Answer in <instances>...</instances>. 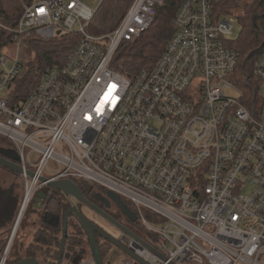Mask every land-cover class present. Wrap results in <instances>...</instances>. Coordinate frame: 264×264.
I'll list each match as a JSON object with an SVG mask.
<instances>
[{
    "label": "built area",
    "instance_id": "2783aa9c",
    "mask_svg": "<svg viewBox=\"0 0 264 264\" xmlns=\"http://www.w3.org/2000/svg\"><path fill=\"white\" fill-rule=\"evenodd\" d=\"M222 1L185 0L159 61L128 80L112 67L116 54L150 29L165 0H133L101 35L88 32L97 11L83 0H19L15 26L0 23L11 35L1 50L16 44L25 58L33 38L78 36L64 66L45 69L16 108L7 93L23 62L0 53V137L25 179L19 221L47 187L40 178L82 181L134 208L148 236L135 234L155 252L122 232L117 240L143 264H264V52L240 80L226 43L236 20L216 14ZM83 240L89 254L78 264H96L84 231ZM79 248H65L62 264ZM114 253L108 264H140Z\"/></svg>",
    "mask_w": 264,
    "mask_h": 264
},
{
    "label": "trees",
    "instance_id": "16d2710c",
    "mask_svg": "<svg viewBox=\"0 0 264 264\" xmlns=\"http://www.w3.org/2000/svg\"><path fill=\"white\" fill-rule=\"evenodd\" d=\"M110 1L113 3V7L98 16L96 14L93 23L89 26V33L101 35L111 32L116 28L133 2V0ZM184 1L165 0L164 4L157 8L150 29L133 43L121 45L113 61V69L121 72L128 80H132L141 70L153 68L175 34L174 18ZM216 14L221 17L233 18L240 25L241 29L238 37L229 39L226 43L238 55L237 75L239 79L243 81L245 79L250 80L254 75V66L264 52V0H223L216 4ZM21 16L22 8L19 0H0V23L12 27L15 26ZM77 41L78 36L75 34L50 40L38 38L30 40L28 59L25 63L23 62L20 72L8 89L7 101L9 107H18L34 93L45 69L64 66ZM10 42V33L0 27V51L4 43L9 44ZM0 144L10 146V143L3 138H0ZM75 183L79 186L85 198L88 193L97 189L96 186L82 181H75ZM39 192L46 194L45 199L41 202V207L37 209L42 227L35 234L33 243L26 250V255L17 259L9 257L8 264H17L30 258L37 259L40 264L39 255L42 254L46 256L54 254L55 261L52 264H57L63 219L67 211L72 208V205L60 192L47 187L42 188ZM71 227L72 230L70 231L73 234L76 233V236H79L83 231L75 221H72ZM81 241L80 239L67 237V250L76 252L82 245ZM4 247L3 241H0V251ZM99 247L104 260L105 253L109 249L104 244H99ZM82 253L85 252L82 251L80 254ZM76 254L78 260H73L72 264H78L80 258H82L80 254ZM104 263L106 262L104 261Z\"/></svg>",
    "mask_w": 264,
    "mask_h": 264
},
{
    "label": "rangeland",
    "instance_id": "374dc122",
    "mask_svg": "<svg viewBox=\"0 0 264 264\" xmlns=\"http://www.w3.org/2000/svg\"><path fill=\"white\" fill-rule=\"evenodd\" d=\"M83 2L86 5H88L91 9L97 11V16L100 15L101 13L110 10V8L113 7V3L110 0H83ZM240 29H241L240 25L237 24L235 21L233 35L229 37L227 40L237 38ZM17 51H18L17 45L10 44L6 48H3V50H1L0 53L6 55L9 59L12 60L16 59L17 56H20L21 61L25 63L28 59V54H29L28 50L25 53L26 54L25 58L22 57V55H24L23 50H21L19 53H17ZM30 57L32 56L30 55ZM0 148H10V146L8 147V144L7 145L0 144ZM36 159L37 156L35 154L32 155V160L35 161ZM48 168L50 173H54L56 170V167L53 163H50ZM96 188L100 189V187H96ZM252 190H253L252 187L247 188L246 191L244 192L246 193L245 195H250L251 194L250 191ZM24 193H25V179L23 178V175L17 174L12 170L7 169L6 167L0 165V207L2 206V209L4 210L2 214L5 215L6 218L11 220V223H13L10 232L0 231V241H3V245L5 246L7 245L9 239L12 236L15 225L19 223L18 230L15 234L14 245L11 250L12 252L10 254V257L13 259L22 258L26 255L27 252L26 250L33 243V237L40 224V219L38 217L37 209L34 207L33 203L28 207L24 217L19 221V214L22 207ZM95 223L98 226L107 228V225H105V223L99 218L95 220ZM141 226H142L141 222L138 221V225L133 227L134 233H136L138 236L141 237L148 236V233ZM70 230H72V227L69 229L68 237H70L71 239L74 238V239L83 240V231L82 233H80L79 236H76V233L73 234L72 231ZM110 231L115 236L116 239L119 238L120 232H117V230L115 229H112ZM81 243H82L81 245L82 247L79 248L78 254L84 251L85 253H82L80 255L82 257H86L89 254L88 253L89 249L86 245L85 240L81 241ZM100 244L106 245L104 242H101ZM108 249L109 250L105 253V257H104V261L106 262L105 264H107L109 260L115 261L117 258V254L114 253V251H116L117 248L108 247ZM39 261L40 264H52L55 261V256L54 254L51 256H46L42 254L39 255Z\"/></svg>",
    "mask_w": 264,
    "mask_h": 264
},
{
    "label": "water",
    "instance_id": "95a60500",
    "mask_svg": "<svg viewBox=\"0 0 264 264\" xmlns=\"http://www.w3.org/2000/svg\"><path fill=\"white\" fill-rule=\"evenodd\" d=\"M19 157L17 153L13 149L8 148H0V165L3 167H6L7 169L12 170L13 172L17 174H23V169L20 165H18ZM27 175L31 178H34V173L27 171ZM40 182L42 184H46L48 189L57 191L62 193L71 203L72 208L67 211V213L64 216L63 219V229H62V240H61V246L59 249V256L57 264H62L64 252L66 248V242L68 237V228H69V222L71 220V217L74 215L76 219L79 221V224L82 228V230L85 232V234L89 238L90 246L92 249L93 256L95 258L96 264H105L104 260L102 258L100 247L98 244V241L96 239L95 234H99L106 239H108L112 245H114L119 251H121L123 254L129 256L131 259L135 260L136 262L143 264V262L138 259L131 251L126 249L123 245L119 243L117 239H114L110 237L109 235L105 234L101 228H99L97 225L92 223L89 219L85 217V215L78 209V207L75 205V201H78L79 203H82L89 208L95 210L100 216L104 217L105 219H108L109 221L113 222V219L109 217L105 212L95 207L93 204H91L83 195L82 191L80 190L79 186L71 180H59L51 182L45 177L40 178ZM108 196L111 200H113L118 206L122 208V199L111 192H108ZM46 194L43 192H39L34 199V207L36 209H39L41 207V202L45 199ZM117 225V223L113 222ZM122 233H125L129 235L130 237L134 238L138 242H142L141 239L132 231L125 229L121 226H119ZM145 246L150 248L152 252H155L151 247H149L147 244L142 242ZM17 264H39L38 260L35 258L26 259L20 263Z\"/></svg>",
    "mask_w": 264,
    "mask_h": 264
},
{
    "label": "flooded vegetation",
    "instance_id": "af4514ba",
    "mask_svg": "<svg viewBox=\"0 0 264 264\" xmlns=\"http://www.w3.org/2000/svg\"><path fill=\"white\" fill-rule=\"evenodd\" d=\"M86 199L91 204H93L95 207L102 210L109 217H111V219H113V222L117 223V225L114 224L113 222L109 221L108 219H105L104 217L100 216L95 210L89 208L88 206H86L82 203H79L78 201H75V205L78 207V209L92 223L97 225L95 223V220L97 218H99L105 223V225H107V228L97 225L99 228H101V230L105 234L116 239L110 230L115 229V230H117V232L121 233V229L119 226L134 232L133 227L138 225L139 220H138V217L136 215L134 208L130 204H128L126 201L122 200L123 202H122V208H121L113 200L110 199V197L108 196V192H106L102 189L92 190L90 193L87 194ZM74 220H75V222H77L79 224V221L73 215L71 222L69 224V229L71 228L72 221H74ZM41 227H42V223L40 222L39 227L36 230V233L38 232V230ZM95 236H96V239L98 241V244H100L101 242H104L106 244V247H109V248L114 247L115 248V246L112 245L111 242L108 239H106L105 237H103L99 234H95ZM61 240H62V237H61Z\"/></svg>",
    "mask_w": 264,
    "mask_h": 264
},
{
    "label": "crops",
    "instance_id": "0c3cea01",
    "mask_svg": "<svg viewBox=\"0 0 264 264\" xmlns=\"http://www.w3.org/2000/svg\"><path fill=\"white\" fill-rule=\"evenodd\" d=\"M3 212H4V210L2 209V206H1L0 207V231L10 232L11 228L13 226V223H11V220L6 218V216L2 214ZM5 240H7V239H5Z\"/></svg>",
    "mask_w": 264,
    "mask_h": 264
}]
</instances>
